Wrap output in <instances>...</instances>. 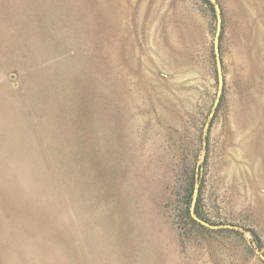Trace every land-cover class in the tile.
<instances>
[{
    "label": "rangeland",
    "instance_id": "1",
    "mask_svg": "<svg viewBox=\"0 0 264 264\" xmlns=\"http://www.w3.org/2000/svg\"><path fill=\"white\" fill-rule=\"evenodd\" d=\"M0 264H264V0H0Z\"/></svg>",
    "mask_w": 264,
    "mask_h": 264
},
{
    "label": "trees",
    "instance_id": "2",
    "mask_svg": "<svg viewBox=\"0 0 264 264\" xmlns=\"http://www.w3.org/2000/svg\"><path fill=\"white\" fill-rule=\"evenodd\" d=\"M197 212H198V209H197Z\"/></svg>",
    "mask_w": 264,
    "mask_h": 264
}]
</instances>
